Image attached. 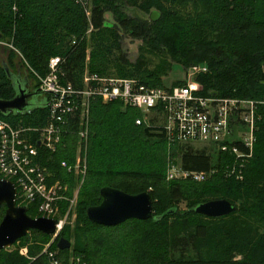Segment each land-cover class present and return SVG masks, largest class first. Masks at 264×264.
I'll list each match as a JSON object with an SVG mask.
<instances>
[{
    "label": "trees",
    "instance_id": "obj_1",
    "mask_svg": "<svg viewBox=\"0 0 264 264\" xmlns=\"http://www.w3.org/2000/svg\"><path fill=\"white\" fill-rule=\"evenodd\" d=\"M126 6L144 13L155 9L159 18L151 21L130 17L124 11ZM106 12L132 37L142 40L148 52L162 56L153 69L142 60L130 69L110 61L117 76L161 86L160 77L169 66L164 56H168L184 68L206 65L207 71L197 77L205 93L226 98H264V0H92L90 22L73 0H0V40H8L19 50L36 88L39 81L35 73L45 76L50 58L58 56L63 59L62 82L79 86L89 24L93 30L91 72L106 74L108 55L117 45V30L104 27ZM8 70L10 67L0 61L3 100H11L16 94ZM259 114L253 154L243 164L241 179L217 173L203 183L168 181L169 155L178 156L181 168L193 172L214 167L213 157L206 149L168 147L155 129L135 125V119L140 117L137 110L123 108L119 102L92 101L87 168L79 187L75 226H64L51 250H58L60 238L73 241L70 249L59 250L62 264H69L71 257L85 264H264V108ZM0 118L12 124L22 121L28 127H43L48 121V109L44 105L31 114L10 117L0 113ZM77 122L71 121L56 152L39 149L40 164L51 174L49 184L60 182L67 186L69 198L76 181L61 164H75ZM218 158V167L233 161L229 154ZM103 188L128 195L148 193L153 203L151 218L132 219L114 227L89 221L86 210L100 204ZM216 200L228 201L236 212L220 218L195 213L198 205ZM182 203L184 210L179 208ZM33 207L29 215L36 218L37 205ZM67 207L66 202L60 204L62 214ZM5 210L1 207L0 221ZM35 232L40 237L30 240L26 236L19 241L20 246L28 247L29 257L5 250L0 252V264H49L43 251L51 236ZM189 251L195 256H186Z\"/></svg>",
    "mask_w": 264,
    "mask_h": 264
},
{
    "label": "built area",
    "instance_id": "obj_2",
    "mask_svg": "<svg viewBox=\"0 0 264 264\" xmlns=\"http://www.w3.org/2000/svg\"><path fill=\"white\" fill-rule=\"evenodd\" d=\"M90 22L92 0H73ZM16 9V8H14ZM92 27L89 24L88 31ZM11 47L15 48L12 44ZM63 59L52 57L45 76L35 73L38 88L46 94L44 102L48 109V121L43 127H28L22 121L12 124L0 118V179L14 183L17 188V205H37L38 216L56 220V232L45 246L49 264H62L58 250H51L68 219L78 190L69 198L68 187L60 182L49 184L51 174L40 164L39 149L56 152L62 137L68 132L71 121L77 122L78 147L75 164L61 167L75 179L86 173V152L89 133V114L92 101L102 104L119 102L123 108L140 113L135 125H145L162 134L168 145H201L214 153V167L205 172L185 171L177 164H169L166 172L168 181L190 180L203 183L211 176L221 173L224 178H242L243 164L253 154L256 122L259 110L264 108L261 100L226 98L204 92L197 77L207 71L206 65L188 66L181 84L150 86L134 78L119 77L85 71L80 85L63 83L61 63ZM237 145L241 146L239 148ZM229 154L231 165L216 166L218 156ZM66 202L65 214L60 204ZM28 257V248L20 250ZM69 264H85L71 257Z\"/></svg>",
    "mask_w": 264,
    "mask_h": 264
},
{
    "label": "water",
    "instance_id": "obj_3",
    "mask_svg": "<svg viewBox=\"0 0 264 264\" xmlns=\"http://www.w3.org/2000/svg\"><path fill=\"white\" fill-rule=\"evenodd\" d=\"M159 12L155 9L149 12V20L156 21ZM8 73L13 80L16 94L11 100L0 99V113L5 117L11 115H28L34 110L46 106L45 103L31 105L28 101V81L20 76ZM41 93L37 88L31 95L36 99ZM31 107V109H29ZM101 202L97 206L89 207L86 216L89 221L105 226L114 227L128 220L145 221L153 214V203L148 193L128 195L113 188H103L100 191ZM5 207V214L0 221V252L13 247L30 231H39L48 236L56 232V220L43 217L32 218L28 206L17 205V188L13 182L0 179V209ZM226 200H216L200 204L195 213L210 218H220L236 212ZM71 243L63 238L58 242V249H70Z\"/></svg>",
    "mask_w": 264,
    "mask_h": 264
},
{
    "label": "rangeland",
    "instance_id": "obj_4",
    "mask_svg": "<svg viewBox=\"0 0 264 264\" xmlns=\"http://www.w3.org/2000/svg\"><path fill=\"white\" fill-rule=\"evenodd\" d=\"M124 11L130 17H138V18L149 20V13H144V12L138 10L137 8L126 6L124 8ZM104 27L115 28L118 32V35H119V37L117 39V45H114L115 47L112 48L111 53L108 55L109 63H110V61H115L117 64L123 66L126 69L132 68L133 65L136 64L139 60L144 61L145 65L149 69H153L156 65H158L160 63L162 56L158 53L155 54V53L148 52L146 50V47H145L144 43L142 42V40L132 37L129 32L123 30L119 26L117 21L113 18L112 14L110 12H106L104 15ZM92 31H93L92 29L89 31L88 30L86 31L87 49H86V59H85L83 73L85 71H90L91 63L89 60L90 59L89 55H90V50L92 49V46H93L92 43L90 42V33ZM12 52H13V55L10 56V54ZM164 57L167 59L169 66H168V68H166V73L160 77L163 84L164 85H172L174 82L182 81L184 71L186 68L182 67L180 64L173 61L170 57H168V56H164ZM0 61L2 63H4L5 65L9 66L10 69H12V71L17 75H19V74L23 75L25 73L24 72L25 69H27L26 63L22 57V54L19 52V50L17 48L11 47L10 44L8 43V40H0ZM109 63L107 64L108 66H107L106 71H105L106 74L116 75V67L112 63H110V64ZM25 74H27V73H25ZM46 99H47V96L44 93H40L37 96V102L40 104L44 103L46 101ZM151 142H158V139H152ZM168 147H170V145H168ZM181 147L187 148V147H189V145H181ZM190 147L194 151L203 149V147H201V145H196V144L193 146H190ZM169 152H172V151H169ZM206 152H208L210 154V156L214 157V153H210L208 150ZM168 161H169L168 165L172 163V164H177L176 167L180 166V163H179L180 160H179L178 156L175 158H171V156L169 155ZM77 178L75 179V177H74L76 184L74 185V188L72 190V195L74 194V191L79 189L80 182H78ZM78 192H79V190H78ZM77 198H78V194H77V197L74 201V204L72 206L70 214L68 215L66 225H64V226H70L71 229L74 228L75 221H76ZM31 206L33 209L34 205H31ZM179 208L181 210H184L185 203H182ZM64 214H65V212L62 215H64ZM34 215H35V217L38 216L37 210H34ZM27 236L29 237L30 240H33L34 237L35 238L40 237L39 233H36L35 231H30ZM50 242H51V240H50ZM71 243H73V241H71ZM22 248L23 247L20 246V242H19V243H16L10 249H7V251L8 252L19 251V254H20V250ZM178 256H179L178 254H175V257H178ZM186 256L194 257L195 254L192 251H189ZM28 257H29V255H28Z\"/></svg>",
    "mask_w": 264,
    "mask_h": 264
},
{
    "label": "flooded vegetation",
    "instance_id": "obj_5",
    "mask_svg": "<svg viewBox=\"0 0 264 264\" xmlns=\"http://www.w3.org/2000/svg\"><path fill=\"white\" fill-rule=\"evenodd\" d=\"M27 71V72H26ZM10 72L12 73V74H14V75H16V76H20L22 79H26L29 83H28V94L30 95L29 96V99H28V101H29V103L31 104V105H37V104H39L38 102H37V98L35 99L34 98V95H31L33 92H34V90L35 89H37L36 88V83H35V81H34V79L30 76V73H29V71L27 70V69H25V73H27V74H25L24 72V74L23 75H21V74H19V75H17V74H15L13 71H12V69H10ZM29 109H31V107H29Z\"/></svg>",
    "mask_w": 264,
    "mask_h": 264
}]
</instances>
